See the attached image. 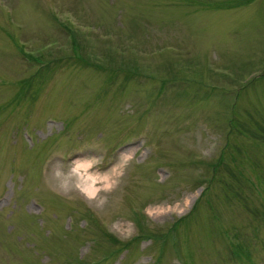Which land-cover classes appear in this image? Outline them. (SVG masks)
Listing matches in <instances>:
<instances>
[{
    "label": "rangeland",
    "instance_id": "1",
    "mask_svg": "<svg viewBox=\"0 0 264 264\" xmlns=\"http://www.w3.org/2000/svg\"><path fill=\"white\" fill-rule=\"evenodd\" d=\"M0 264H264V0H0Z\"/></svg>",
    "mask_w": 264,
    "mask_h": 264
},
{
    "label": "bare ground",
    "instance_id": "2",
    "mask_svg": "<svg viewBox=\"0 0 264 264\" xmlns=\"http://www.w3.org/2000/svg\"><path fill=\"white\" fill-rule=\"evenodd\" d=\"M83 166V165H82ZM85 168L88 169L89 167V164H86L85 166H83ZM89 180H91V184H89V186L87 185L85 190L88 191V193L90 194L91 198L95 196V194H97V188L96 186L94 185V177H92L91 175L89 176ZM107 184H110L109 183V180L107 179ZM109 186V185H106V187Z\"/></svg>",
    "mask_w": 264,
    "mask_h": 264
}]
</instances>
